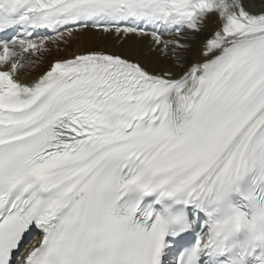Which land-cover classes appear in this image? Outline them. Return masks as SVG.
Masks as SVG:
<instances>
[{
  "label": "snow or ice",
  "instance_id": "1",
  "mask_svg": "<svg viewBox=\"0 0 264 264\" xmlns=\"http://www.w3.org/2000/svg\"><path fill=\"white\" fill-rule=\"evenodd\" d=\"M0 264H264V0H0Z\"/></svg>",
  "mask_w": 264,
  "mask_h": 264
},
{
  "label": "bare ground",
  "instance_id": "2",
  "mask_svg": "<svg viewBox=\"0 0 264 264\" xmlns=\"http://www.w3.org/2000/svg\"><path fill=\"white\" fill-rule=\"evenodd\" d=\"M164 38L173 39L174 37L165 36ZM130 45L137 49V58L141 59L150 71L170 69L177 74L183 71V69L177 67L172 61L161 57L158 52H149L147 42L145 41L133 39L129 41V44H122L115 39H102L99 36H93L90 33H85L83 35L75 36L67 44H62L59 47L49 44L51 52L43 54L29 74L21 75V80L22 82L30 83L42 75L52 62L72 57V55L76 53L88 50H105L120 54L125 52ZM191 59L192 56L187 57L188 62H190ZM187 66L188 64L186 62L185 67Z\"/></svg>",
  "mask_w": 264,
  "mask_h": 264
}]
</instances>
